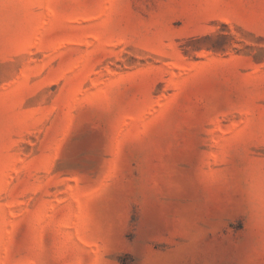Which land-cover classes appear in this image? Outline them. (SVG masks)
Segmentation results:
<instances>
[{
    "label": "rangeland",
    "instance_id": "374dc122",
    "mask_svg": "<svg viewBox=\"0 0 264 264\" xmlns=\"http://www.w3.org/2000/svg\"><path fill=\"white\" fill-rule=\"evenodd\" d=\"M0 264H264V0H0Z\"/></svg>",
    "mask_w": 264,
    "mask_h": 264
},
{
    "label": "clouds",
    "instance_id": "9594fccd",
    "mask_svg": "<svg viewBox=\"0 0 264 264\" xmlns=\"http://www.w3.org/2000/svg\"><path fill=\"white\" fill-rule=\"evenodd\" d=\"M245 195H246V199L248 200V199H249V197H248V193H247V192H245Z\"/></svg>",
    "mask_w": 264,
    "mask_h": 264
}]
</instances>
